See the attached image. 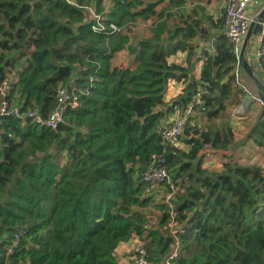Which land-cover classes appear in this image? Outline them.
Instances as JSON below:
<instances>
[{"label":"trees","instance_id":"obj_1","mask_svg":"<svg viewBox=\"0 0 264 264\" xmlns=\"http://www.w3.org/2000/svg\"><path fill=\"white\" fill-rule=\"evenodd\" d=\"M210 2L0 0L8 103L45 117L57 88L78 98L56 129L0 116V264H136L139 249L165 264L176 247L169 264H264V167L240 150L264 157V104L236 82ZM239 95L232 112L253 118L240 137ZM191 104L199 122L164 145L159 129ZM152 154L178 187L177 240L170 184L142 179Z\"/></svg>","mask_w":264,"mask_h":264},{"label":"built area","instance_id":"obj_2","mask_svg":"<svg viewBox=\"0 0 264 264\" xmlns=\"http://www.w3.org/2000/svg\"><path fill=\"white\" fill-rule=\"evenodd\" d=\"M256 0H222L224 15L222 21V34L232 45V51L237 59V64L234 68L235 80L240 82L242 69L240 67V53L242 44L248 28L253 20L248 13V8ZM260 11V10H259ZM254 21V20H253ZM260 31L254 36L257 37V44L255 52L253 53V60L256 69L264 72V17L260 22ZM254 36L247 44L253 43ZM10 90V81L8 79H0V116L3 115H17L21 119H29L32 123L41 124L42 126L50 129H56L61 123L64 122V113L67 106L76 107L78 105L77 95L73 91L59 87L56 90V99L54 107L48 112L45 117H42L40 110L37 108L27 110L26 113L20 114L15 106L8 103V94ZM200 100L197 99L196 103ZM196 110L193 104L189 105L181 114L171 117L159 129L161 141L164 145H176L179 141V136L183 133L185 127L190 123L191 119L195 116ZM152 165L143 173L142 179L144 182L149 183L151 186L158 184H170V189L167 193L163 194L165 202L170 207V219L168 228L170 234L177 240V234L180 232L179 223L176 219V212L173 209L171 200L176 194L178 187L174 186L169 179L166 170L165 158L160 154H152ZM178 244V243H177ZM140 256L137 258L136 264H148L145 260V251L139 249ZM177 256V247L168 256L165 264Z\"/></svg>","mask_w":264,"mask_h":264},{"label":"crops","instance_id":"obj_3","mask_svg":"<svg viewBox=\"0 0 264 264\" xmlns=\"http://www.w3.org/2000/svg\"><path fill=\"white\" fill-rule=\"evenodd\" d=\"M211 2H212V0H211ZM211 2H210V3H211ZM220 3H221V4L216 5L215 10H212V11L216 12V13H215L216 17L221 15V9H220V8H222V10L224 11L223 4H222V0H220ZM263 7H264V0H256V1L252 4V6H250V7L248 8V13H249L250 17H254V16L256 15V13H258V11L261 10ZM223 15H224V13H223ZM220 33H222V26H221V29H220ZM253 36H254V35H253ZM256 44H257V37L254 36V38H253V43H252V44H247V45H246V47H245V52H244V56H245L246 60H247L248 62H250V63L253 65L254 70H256L257 73L262 74V77H263V78H262L261 80H260L257 76H256V77L260 80V82H262V83L264 84V72H263L262 70L256 69V65H255V63L253 62V53L255 52ZM242 73H243L242 78H243V77H244V78L248 77L244 70H243ZM244 78H243V79H244ZM248 78H249V77H248ZM251 81H252V80H251ZM252 83H253V82H252ZM253 84H254V83H253ZM254 87H255V90H256V92H255L254 94H257L256 86L254 85ZM246 100H248V99H246L245 97H242V98H241V96L239 95V96L237 97L236 101L232 104V106H230V110H233V109L235 108V107H234V104L237 105L240 101H242V102H246ZM257 102H258V101H257ZM253 107H255V108H260V104H259V103H254V106H253ZM250 112H252V111H250ZM250 112H248L250 116H254V115H255V112L252 113V114H251ZM232 114H234V112H232ZM232 118L235 119V116H232ZM199 120H200V119H199V114H198L197 111H196L195 116L191 119V121H190V123H189L188 125H193L195 122H199ZM232 124H233L234 126H236V128H234V129L239 133V134H238V137H240L242 131H244V129H245L244 124H243L244 129H242V128H243V127H242V123H241V124H238V123L236 122V120L233 121ZM246 129H247V128H246ZM250 142H251V141H250ZM251 143H252V142H251ZM207 148H208V153H207V154H208V157H206V159L204 160L203 166L207 167L208 165H211V166H214V167L217 168V167L220 165L221 159L219 158V156H217V155H215L213 152H211V148H210V147H207ZM241 149H244V150H245V151H244L245 154H247V155H249V156H252V157H251V160H258V157L263 158V156H262L261 154H258V153L256 152L257 147H256L255 145H254V146L252 145L251 147L244 146V148H240V150H241ZM238 150H239V149H238ZM256 153H257L258 155H256ZM238 154H241V152H238ZM258 163H260V164L264 167V158H263V162H260V161H259Z\"/></svg>","mask_w":264,"mask_h":264},{"label":"rangeland","instance_id":"obj_4","mask_svg":"<svg viewBox=\"0 0 264 264\" xmlns=\"http://www.w3.org/2000/svg\"><path fill=\"white\" fill-rule=\"evenodd\" d=\"M218 4H221L220 3V0H212V2L207 6V8H208V10H215V8H216V5H218ZM221 9V11H222V8H220ZM259 12L260 11H258V13H256V15L253 17V20H254V24L256 25V24H258V21H257V19H256V17H257V15L259 14ZM222 13V12H221ZM253 20H252V22H253ZM253 62H254V60H253ZM255 63V62H254ZM253 71H254V74L261 80L263 77H262V75L260 74V73H257V71L256 70H254V68H253ZM242 76H243V73H241V77H240V82L242 83V84H244L245 85V87H246V89L249 91V93L250 94H254L255 92H256V90H255V87H254V84L252 83V81L250 80V78H248V77H246V78H242ZM258 79V80H259ZM175 92V90H174V88H173V85H170L169 86V89H168V92H167V96L169 97L170 95H172L173 93ZM239 106H247L248 104H247V102H242V101H240L239 103ZM242 104H244V105H242ZM237 106V105H236ZM236 106H234V107H236ZM254 106V105H253ZM231 112H232V110H230ZM232 116H235V120H236V122L238 123V124H241L242 123V129H244V126H243V123H246V127L248 128V127H250L251 125H253V123H252V121H253V118H244L243 116H244V114L240 117L239 115H238V113H235V111H234V114H232ZM247 120H250L251 122H249V121H247ZM245 130V129H244ZM264 158V157H263ZM263 158H261V157H258V160H257V163L260 161V162H263ZM159 195H162V193L160 192V193H158ZM149 218H153L151 215H149Z\"/></svg>","mask_w":264,"mask_h":264},{"label":"water","instance_id":"obj_5","mask_svg":"<svg viewBox=\"0 0 264 264\" xmlns=\"http://www.w3.org/2000/svg\"><path fill=\"white\" fill-rule=\"evenodd\" d=\"M263 17H264V7L260 10V12L257 15L256 19H257L258 22H260ZM259 31H260L259 23L255 25L254 21L251 22V24H250V26L248 28V31H247V33L245 35V38H244V41H243V44H242V50H241L239 58L243 62V64H242L243 70L245 71L247 76L250 78V80H252V82L256 86L258 98L264 104V84L262 82H260V80H258L256 75L254 74L253 67L248 65V63H246L244 61L245 47H246L247 43L249 42V40L253 37V35H255Z\"/></svg>","mask_w":264,"mask_h":264},{"label":"flooded vegetation","instance_id":"obj_6","mask_svg":"<svg viewBox=\"0 0 264 264\" xmlns=\"http://www.w3.org/2000/svg\"><path fill=\"white\" fill-rule=\"evenodd\" d=\"M258 96V95H257Z\"/></svg>","mask_w":264,"mask_h":264}]
</instances>
